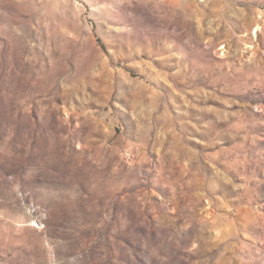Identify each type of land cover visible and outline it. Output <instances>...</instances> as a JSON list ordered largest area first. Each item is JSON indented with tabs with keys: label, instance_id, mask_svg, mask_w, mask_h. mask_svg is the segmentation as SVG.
Here are the masks:
<instances>
[{
	"label": "rangeland",
	"instance_id": "obj_1",
	"mask_svg": "<svg viewBox=\"0 0 264 264\" xmlns=\"http://www.w3.org/2000/svg\"><path fill=\"white\" fill-rule=\"evenodd\" d=\"M0 264H264V0H0Z\"/></svg>",
	"mask_w": 264,
	"mask_h": 264
}]
</instances>
